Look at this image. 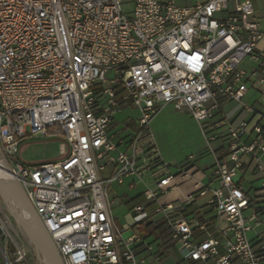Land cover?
I'll return each mask as SVG.
<instances>
[{"label": "built area", "instance_id": "built-area-1", "mask_svg": "<svg viewBox=\"0 0 264 264\" xmlns=\"http://www.w3.org/2000/svg\"><path fill=\"white\" fill-rule=\"evenodd\" d=\"M135 2L128 16L121 0H0V172L36 209L64 264L160 262L164 252L140 231L150 213L138 206L133 225L118 228L110 186L155 170L142 154L158 151L151 123L172 105L199 123L227 127L228 154L215 162L217 186L196 180L181 206L162 204L155 214L164 215L185 261L264 264L263 234L250 236L264 214V111L246 102L251 85L264 89V15L255 0ZM248 60L258 68H246ZM228 101L252 117L231 122ZM125 104L140 111L128 142L111 133ZM59 135V158L24 161L27 138ZM251 165L259 185L248 192L241 179ZM195 173H166L147 186L146 200L158 202ZM208 194L214 231L184 214ZM130 228L134 235L124 238ZM28 253L17 244L10 264H30Z\"/></svg>", "mask_w": 264, "mask_h": 264}, {"label": "rangeland", "instance_id": "rangeland-1", "mask_svg": "<svg viewBox=\"0 0 264 264\" xmlns=\"http://www.w3.org/2000/svg\"><path fill=\"white\" fill-rule=\"evenodd\" d=\"M195 0H177L180 5H191ZM122 12L128 16H132L135 11V0H121ZM255 4L260 10L264 9V0H255ZM259 5V6H258ZM251 68H256V62L250 64ZM253 92V91H251ZM234 106V105H232ZM140 116L138 108L131 104H125L115 115V121L111 125V133L117 138L124 137L129 139L131 134L135 133L133 122ZM227 127L220 126L218 123H199L189 113L177 111L172 105L165 107L151 123V133L155 140L158 151H151L142 154V162L153 164L155 169L165 165L167 170L172 173L190 169L192 166H198L202 171L210 172V167L221 158L225 153L226 141L228 138ZM127 135V136H126ZM148 137V133L144 136L142 142ZM63 136L50 138H27L20 145L22 147V156L24 161L28 163H36L57 159L60 156V145ZM123 148V146H122ZM2 155L0 152V161L2 163ZM137 188L134 190H126L130 196H115L116 200L113 205V215L118 226L132 225L133 218L130 217V209L127 205V199L136 197L148 185L154 186V179L151 173H146L143 180L137 179ZM209 179L203 178V183L208 185ZM215 187V186H213ZM22 193L20 187L17 186ZM119 191L120 188L115 185L114 188ZM122 191V190H121ZM114 197V196H112ZM0 216L5 221V230L0 228V246L8 249V253L12 260H15L16 245H23L28 253V261L30 264H49L44 259L43 252L38 242H44L41 235L36 231L30 219L21 211L11 206L0 195ZM160 215L154 216V223L159 224ZM161 222V221H160ZM164 238L161 244L157 238L152 237L153 251L158 250L164 252L162 261L148 264H188L183 259L179 249V244H175L172 238V231L167 221L164 223ZM135 230L130 228L124 230L123 237L129 238L134 235ZM254 232L250 234L252 237ZM160 244V245H159ZM0 262L7 263V260L0 248ZM26 264L21 261L18 264Z\"/></svg>", "mask_w": 264, "mask_h": 264}, {"label": "crops", "instance_id": "crops-1", "mask_svg": "<svg viewBox=\"0 0 264 264\" xmlns=\"http://www.w3.org/2000/svg\"><path fill=\"white\" fill-rule=\"evenodd\" d=\"M256 8H257V10L261 16L264 15V9L260 10L259 7H257V5H256ZM252 63H254V62L248 60V61L244 62V66L248 69H254V68H251V66H250V64H252ZM256 68H258V66ZM251 91H253V92H251ZM263 95H264V89L258 90L251 85L249 92L246 96V102L251 104V105H254L256 108L264 111V107L261 105V102L263 101ZM232 105H234V106H232ZM224 113H225V116L231 122H233L235 124L239 123L243 120H248L252 117L251 114H248L244 110L242 104H240L239 102H236V101L226 102L225 107H224ZM134 122H133V128H134ZM150 133H151V127H150ZM132 136H133V134H131V137L129 139H125V136L120 137V138L124 139L125 142H128L129 140H131ZM147 141H148V138L146 139V142ZM20 148H21V150L23 149L22 147H20ZM227 154H228V151H227V144H226L225 153L222 155V157H226ZM263 158H264V155H263ZM245 160H248L251 163V160L249 159V157H246ZM214 165H215V163L211 165V167H210L211 170L209 173H207L205 170L202 171L198 166H192L191 169H193V171L196 172L193 175V177L188 179V180L183 181L179 185L178 188L171 190L168 193L162 195L159 198L158 202H156V203L149 202L148 200H146L145 195H144L146 188L142 192L137 194L136 197L127 199L126 203L129 206V209L131 211L130 215H129L130 217L133 218L134 209L138 206L146 207L147 211L150 213V217L148 219H146L141 224V226H143V227H146L149 225H151V226L148 228L147 233H142V232L141 233L143 235H148L149 237L151 236V234H153L152 237L156 238L155 235H156V233L158 234L159 232L155 231V233H154V230H153V227L158 225V224L154 223V216L155 215L161 216V218L159 219V222L160 221L165 222L166 219H165L163 214H155V210L158 208L159 205L168 204V203H174L177 206H181L184 202L185 197L188 194H190L191 192H193V190L195 189L196 180L200 179L203 181V178L207 177L209 179V181H208L209 184H211L212 186H217V182L213 176ZM112 172H113V168H111V167L107 168V170H105L103 172V177H109ZM146 173L152 174L153 179H154V186H155V182H156L157 178L163 177L166 173H172V172H171V170H167L163 166H160V168L155 169L153 172H147V171L144 172V176ZM134 182H135V185L132 187L131 184H133ZM241 182H242V185L244 186V188L248 192L249 191L251 192L255 187H257L259 185L258 178L254 174V171H253V165H251L248 168V171L243 175ZM137 184H138V181H137V178L135 176H130V177L126 178L124 184L112 183L110 186V195H111V198L113 199L114 203L116 200L115 196H122V197L124 196L125 198L130 196L126 193V190L127 189L128 190L136 189ZM115 185H117L120 188L119 191H116L114 189ZM148 186H150V185H148ZM112 196H114V197H112ZM209 197H210V194H208L207 196H197L196 201L194 203L190 204L191 205L190 209L191 210H199V211H209V214L207 217H215L214 214L206 207V203H207V200ZM190 216H194L196 218V215L194 213L190 214ZM114 220H115V224L117 225L115 217H114ZM260 222H261V224L258 227H256V229L254 230V234H253L252 238H256L259 234H263V237H264V214L260 217ZM222 223H224V222H221L220 224H222ZM217 224H218V222H217V219L215 218L214 227H216ZM125 226H126V224L124 226H121V227L117 225V227L121 228V229H124ZM140 231H141V229H140ZM199 239H202V238H199ZM158 240H159V243L161 244V238ZM256 241H257V238H256ZM0 248H1V246H0ZM3 254L7 260V263H1L0 262V264H10V263L15 262V260H12V258L10 257L8 252L7 253L3 252ZM18 263L19 262H16L14 264H18ZM188 264H190V262H188Z\"/></svg>", "mask_w": 264, "mask_h": 264}, {"label": "water", "instance_id": "water-1", "mask_svg": "<svg viewBox=\"0 0 264 264\" xmlns=\"http://www.w3.org/2000/svg\"><path fill=\"white\" fill-rule=\"evenodd\" d=\"M0 195L11 206L15 207L16 209H18L27 216L28 219H30L31 223L34 225L36 231L47 242L49 258H50L49 264H58V260H60V264H64L50 233L48 232L44 222L40 218L36 209L33 206H31L28 202L23 203L21 201H18L11 195V193L9 192V184L4 179L1 172H0Z\"/></svg>", "mask_w": 264, "mask_h": 264}, {"label": "trees", "instance_id": "trees-1", "mask_svg": "<svg viewBox=\"0 0 264 264\" xmlns=\"http://www.w3.org/2000/svg\"><path fill=\"white\" fill-rule=\"evenodd\" d=\"M191 205H187L186 206V210L184 212L185 215H190L192 213H194L196 215V218L201 221L202 223H205L207 225V227L209 228V230L211 231H214L215 227H214V220H215V217H207L208 214H209V211H199V210H191ZM164 223L163 221L159 222L158 225L154 226L153 227V230H154V233L155 231H158L159 233L155 235V237L157 239H160L163 240V238L165 237L164 236V232L166 231V229H164ZM151 225L149 226H146V227H143L141 226V232L142 233H147L148 232V228L150 227ZM195 230V234L199 237V238H203L204 237V233L199 231L198 228H194ZM171 247H175V244H172ZM190 264H201L200 262H197V261H192L190 262Z\"/></svg>", "mask_w": 264, "mask_h": 264}, {"label": "bare ground", "instance_id": "bare-ground-1", "mask_svg": "<svg viewBox=\"0 0 264 264\" xmlns=\"http://www.w3.org/2000/svg\"><path fill=\"white\" fill-rule=\"evenodd\" d=\"M0 166H1V161H0ZM4 179L7 181V182H10V179L8 177H4ZM9 192L11 193V195L17 199L18 201H21L23 203H26L27 200L25 199L24 195L19 191V189L9 183ZM44 240V239H43ZM38 245L39 247L41 248L42 252H43V255H44V259L50 263V258H49V251H48V245H47V242L44 240V242H38ZM58 264H60V260H58Z\"/></svg>", "mask_w": 264, "mask_h": 264}]
</instances>
